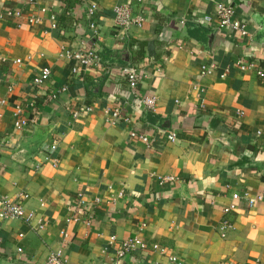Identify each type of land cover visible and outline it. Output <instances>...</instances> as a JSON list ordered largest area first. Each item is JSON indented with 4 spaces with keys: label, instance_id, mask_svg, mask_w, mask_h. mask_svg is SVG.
Returning a JSON list of instances; mask_svg holds the SVG:
<instances>
[{
    "label": "crops",
    "instance_id": "1",
    "mask_svg": "<svg viewBox=\"0 0 264 264\" xmlns=\"http://www.w3.org/2000/svg\"><path fill=\"white\" fill-rule=\"evenodd\" d=\"M94 1L92 18L85 0H0V195L26 194L36 215L0 219V264H45L59 249L69 264H173L171 255L182 264H264V201L233 196L264 191V0ZM218 3L234 6L246 33L219 27ZM117 4L141 13L143 25L121 29ZM15 8L39 20L6 13ZM81 43L100 61L72 74L65 51ZM143 45L137 94H155L154 111L122 72ZM44 67L51 77L35 85ZM119 104L131 120L111 123ZM19 117L30 125L17 129ZM131 129L153 142L134 140ZM166 176L175 179L160 183ZM133 236L147 247L116 263Z\"/></svg>",
    "mask_w": 264,
    "mask_h": 264
},
{
    "label": "built area",
    "instance_id": "2",
    "mask_svg": "<svg viewBox=\"0 0 264 264\" xmlns=\"http://www.w3.org/2000/svg\"><path fill=\"white\" fill-rule=\"evenodd\" d=\"M85 1L87 2V13L93 18L97 12L98 4L94 0H85ZM29 2L32 3L34 2V0H29ZM216 11L219 18V27L221 29L230 27L241 31L242 33H246L245 26L238 19L235 18V8L233 5L226 3H218L216 5ZM114 12L118 26L126 31L134 26L141 27L145 20L144 16L141 13L135 14L133 11V7L128 4H117L114 7ZM6 13L13 15L15 17L27 19L28 22L39 20V18L35 17L34 15L25 16L23 10L19 8L9 9L6 11ZM206 19L210 20V17H207ZM52 26L55 27L56 23H53ZM89 26L94 32L97 30L95 19L91 20ZM65 56L69 57L73 61V65L71 68L72 74H79L85 68L96 65L100 61L98 52L92 48L85 46L84 43H81L79 49L73 51L66 50ZM16 62L20 63L21 59H17ZM250 66L251 64L248 65L243 64L241 68L246 69ZM212 68H214V64L203 65V73L210 72ZM122 72L125 79L128 82L130 91L138 98L139 95L137 94L138 93L137 89L144 74L143 69L139 66L125 65L122 67ZM51 73L52 72L49 67L42 68L39 74L36 77H34L33 83L35 85H42L43 83H45L47 80L50 79ZM257 73L260 76H264V71L262 69H259ZM61 90L65 91L66 87H63ZM53 97H56V95L54 94ZM139 100L143 103L145 107H147L151 111L155 110L156 101H157V96L155 94L149 93L148 95L142 96V98L139 97ZM0 103L1 104L5 103V100H1ZM90 109H91L90 106L86 107V110H90ZM74 115L77 116L78 113L75 112ZM120 120H123L125 122H129L131 120L130 115L124 114L123 104L121 105L119 104L116 107L110 109L109 111V121L111 123H116ZM14 125L17 129H22L29 126L30 121H28L25 118L19 117L15 119ZM130 136L134 140H139L147 144L152 143L154 140V137L150 136L147 132L137 131L136 129L130 130ZM176 136L177 134L175 131H169L167 134V139L175 140ZM174 179L175 178L173 176L161 177L160 183L169 182ZM119 195L120 196L123 195V192H120ZM233 196L235 198L243 197L250 206H255L259 201L262 202L264 201V191L258 193L254 197L250 196L247 191L243 194V196L239 195L238 193H235ZM26 197L27 195L23 193H18L13 197H6L0 195V219L2 220L19 219L28 223H32L36 215L33 211H27L24 208L23 199H25ZM93 202L94 204L99 203L101 202V198L99 196L95 197ZM89 205L90 203L85 198V193L80 192L79 202L77 206L86 209L87 207H89ZM71 208L75 210L76 206L72 205ZM231 208H233V206L226 207L225 212L228 213ZM83 218H84L83 222L86 225L90 226L92 223V215L89 213L87 214L86 217ZM73 220L79 221L82 219L79 216L75 215L73 217ZM228 225L229 224L226 221L225 222L223 221L221 225V229L224 230L225 227H227ZM63 233L65 234V232ZM20 236H23V234H20ZM115 239L116 237L112 236L111 243H113ZM146 247L147 245L141 237L139 236L128 237L122 241L121 246L118 248L117 257H116L118 259L115 260V262L117 263L125 255L133 252L137 248H146ZM153 248L159 249V246L157 244H154ZM19 250L22 251L21 248ZM169 258L173 264H182L181 262L178 261L177 257L174 255L169 256ZM45 264H69V263H68V258L66 257L63 250L59 249L57 251H53L50 254Z\"/></svg>",
    "mask_w": 264,
    "mask_h": 264
},
{
    "label": "trees",
    "instance_id": "3",
    "mask_svg": "<svg viewBox=\"0 0 264 264\" xmlns=\"http://www.w3.org/2000/svg\"><path fill=\"white\" fill-rule=\"evenodd\" d=\"M145 47H144V45L141 47V50L139 51V54H138V59L137 60H135V62H133V64L132 65H134V66H136V65H138L139 63H140V61L144 58V56H145Z\"/></svg>",
    "mask_w": 264,
    "mask_h": 264
}]
</instances>
